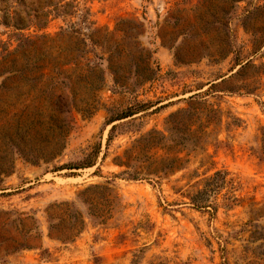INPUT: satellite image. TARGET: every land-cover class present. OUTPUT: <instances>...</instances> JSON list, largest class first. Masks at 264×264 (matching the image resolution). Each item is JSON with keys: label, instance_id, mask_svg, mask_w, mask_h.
<instances>
[{"label": "rangeland", "instance_id": "1", "mask_svg": "<svg viewBox=\"0 0 264 264\" xmlns=\"http://www.w3.org/2000/svg\"><path fill=\"white\" fill-rule=\"evenodd\" d=\"M76 1L81 11L69 20L78 22L82 15L88 16L96 37L113 35V42L121 43L124 33L119 29L126 21V27L141 24L135 40L138 47L153 52L154 79L134 86L133 91L115 89L114 74L107 67V49H96L95 58L103 61L106 84L97 93L92 114L73 112V130L63 156L50 165L18 159L14 170L5 176L3 186L7 189L0 190V264H131L135 254L141 256L140 264H264V159L255 154L264 127V74L262 69H247L244 76L235 74L239 66L232 70L234 55L228 53L235 39L245 60L254 59L257 65L264 62V47L252 55L253 35H264V0ZM62 26H66L63 18H55L40 32L56 40L46 39L43 47L46 59L40 64L47 65L43 79H51L54 67L60 65L56 47L62 43L57 38ZM12 34V28L0 24L3 66L8 64L3 55L17 45ZM127 41L133 43L134 39ZM67 47L65 54L72 60L70 39ZM116 60L128 62L126 57ZM73 68V64L63 67L68 73ZM28 71L29 79L38 76L31 66ZM223 79H232L228 85L239 87V93L216 91L207 95L213 84L214 90L222 89L226 85ZM245 84L254 92L240 88ZM192 96H199L196 102L219 110L217 120L204 126L203 148L180 153L185 169L161 179L160 184L127 179V167L116 161L149 131L170 135L171 128L177 127L180 133L188 132L185 109ZM137 102L150 103V107L107 125L111 116ZM176 112L182 116L179 123L175 122L178 117L171 118ZM203 122L207 124L205 117ZM115 124L125 127L114 133L108 151V137ZM98 143L101 152L93 167L53 170L85 159ZM217 170L230 173L235 189L227 186L221 190L215 200L217 213L197 209L183 193L189 183ZM94 185L100 188L87 189ZM233 190L239 202L228 207L226 197ZM108 198L112 205L109 214ZM85 199L107 216L105 223L89 215ZM67 202H74L86 224L73 240L62 241L50 236L49 227L67 218ZM4 212L21 215L22 220L2 225ZM44 249L50 257L42 256Z\"/></svg>", "mask_w": 264, "mask_h": 264}, {"label": "trees", "instance_id": "2", "mask_svg": "<svg viewBox=\"0 0 264 264\" xmlns=\"http://www.w3.org/2000/svg\"><path fill=\"white\" fill-rule=\"evenodd\" d=\"M79 11H81L80 5L76 0H0V24L13 29L11 37L15 38L17 42L16 47L2 57L3 62L7 61L8 64L4 66L2 63L0 64V76L6 75L5 79H0V190L7 189L3 186L5 176L14 170L18 159L33 164L46 163L50 165L57 158L63 156L69 135L73 130V112L77 110L92 114L95 111L97 93L106 84L103 61L97 62L95 58L97 56L96 49L99 46L103 51L107 49V54H109L107 67L114 74L115 89L133 91L134 86H141L154 79L153 52L138 47V42L135 40L137 30L142 27L141 24L126 27L125 25L129 23L126 21L119 29L124 33V40L121 43L113 42V35H107L104 38L96 37L97 32L93 30L92 23H89L88 16L82 15L78 22L69 20L72 16L79 14ZM60 17L66 23V26H62L57 33V38L62 41L56 47L60 65L54 67L55 75L50 76L51 79H43L45 76L43 71L47 67L45 64H40L46 59L43 47L47 43L46 39L54 42L56 40L52 39L49 34L40 32L47 29L53 19ZM32 28H35L34 33H24ZM84 29H87V32H84ZM253 36L252 55L254 56L264 47V35ZM68 39H70V45L72 43L71 48L74 52L72 60L67 59L68 55L65 54L68 49ZM127 39H134V42H128ZM233 40L231 41L233 49H230L228 53L232 52L234 55L232 70L239 66L235 74L244 76L247 69H251V71L262 69L261 73L264 74V62L257 65L254 59L245 60L242 55V47H236L235 39ZM115 51H117L116 56ZM91 53L93 54L92 58L89 57ZM115 57L119 60L126 57L128 62L117 61ZM100 59L104 60V57H100ZM70 64L74 65L72 73L63 69ZM30 66L38 73L35 79H29ZM141 68L144 70L142 71ZM148 71L150 73H147ZM74 77L78 79H73ZM231 80L223 79L222 82L226 85L220 90H214L215 85L213 84L206 91L207 95L216 91L239 93V87L228 85ZM240 88L245 89L247 93H252L255 90L250 84L241 85ZM198 97L192 96L188 102V108L185 109L187 121L190 122L188 132L180 133L177 127L171 128L170 135L157 130L149 131L137 140V146L133 145L125 151L123 159L116 161L118 165L127 167V170L124 171L128 175L127 179H145L160 184L161 179L178 170L185 169V166L181 165L179 154L185 150L195 151L197 148H203L201 142L206 133L204 126L209 127L212 122L217 120L219 112L212 104L196 102ZM149 105L150 103L137 102L120 114L111 116L107 125H111L117 120L133 117L147 110ZM179 113L171 115V118H179L178 121H175L176 123L182 119ZM203 117L206 119V125L203 122ZM195 125L197 128L193 129ZM236 125L240 126L237 123ZM123 127H125L124 124H115L111 128L107 141L108 151L114 140V133ZM137 148L138 150H136ZM160 151L163 154H160ZM100 152L101 146L98 143L85 159L70 161L60 167L55 166L53 170L93 167L96 165ZM173 152H176V156H171ZM255 154L260 159H264V127L262 128L261 144L255 150ZM71 174L75 175L76 173L71 172ZM95 174H98V171ZM203 176L195 183H189L183 194L197 209L213 210L214 213H217L216 197L227 186L235 189V181L226 170H217L213 174L204 173ZM99 188L100 185H94L87 189ZM234 191H231V194L226 197L230 202L228 207L239 202ZM85 202L89 206V215L102 219V222L107 219L104 213L96 210L98 208L96 204L92 201L88 202L86 199ZM110 203L111 200L108 198L107 214L110 213L112 207ZM66 204L67 211H69L67 218H60L61 222L51 223L49 227L50 236L62 241L73 240L86 224V217L74 207V202ZM4 213L2 225H12L16 220H22L21 215H16V213ZM104 216L106 217L103 219ZM20 247L23 248V245ZM24 247L32 248L30 245ZM42 256L50 257L49 250L44 249ZM140 258V255L135 254L131 264H140Z\"/></svg>", "mask_w": 264, "mask_h": 264}]
</instances>
